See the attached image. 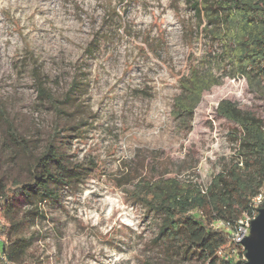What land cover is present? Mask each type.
Masks as SVG:
<instances>
[{"label":"rangeland","instance_id":"obj_1","mask_svg":"<svg viewBox=\"0 0 264 264\" xmlns=\"http://www.w3.org/2000/svg\"><path fill=\"white\" fill-rule=\"evenodd\" d=\"M204 26L186 0H0V102L17 131L43 148L55 124L34 71L58 97L74 79L84 83L86 125L68 131L79 181L42 204L43 216L26 214L23 197L12 200L30 223L36 264H196L152 246L154 213L132 205L119 185L153 162L160 176L206 188L237 160L228 132L239 128L217 115L219 102L264 119V97L244 78L225 77L203 95L192 131H178V78L192 67L222 74ZM5 128L0 112V175H14L22 158Z\"/></svg>","mask_w":264,"mask_h":264},{"label":"trees","instance_id":"obj_2","mask_svg":"<svg viewBox=\"0 0 264 264\" xmlns=\"http://www.w3.org/2000/svg\"><path fill=\"white\" fill-rule=\"evenodd\" d=\"M186 3L205 21L204 32L219 46L214 59L222 74L192 67L188 75L178 78L179 93L173 98L171 115L183 134L192 131L203 95L220 86L225 77L244 78L252 91L264 97V0ZM33 78L39 99L53 108L56 119L46 145L36 148L16 130L0 102L7 139L22 158L17 174L0 175V264H36L31 253L34 237L25 235L30 223L12 200L23 197L30 207L26 214L43 216L41 205L59 200L62 191L72 188L80 177L69 153L68 131L79 133L86 125L80 100L84 83L74 79L58 97L35 71ZM216 113L240 129L228 132L238 145L237 160L206 188L192 179L160 176L153 162L139 165L140 171L127 174L119 186L132 205L154 213L158 232L151 244L162 253L177 251L196 264H246V251L234 233L264 187V119L229 99L219 102ZM144 169L152 173L143 174Z\"/></svg>","mask_w":264,"mask_h":264},{"label":"water","instance_id":"obj_3","mask_svg":"<svg viewBox=\"0 0 264 264\" xmlns=\"http://www.w3.org/2000/svg\"><path fill=\"white\" fill-rule=\"evenodd\" d=\"M242 244L246 251V264H264V208L252 222L250 235Z\"/></svg>","mask_w":264,"mask_h":264},{"label":"built area","instance_id":"obj_4","mask_svg":"<svg viewBox=\"0 0 264 264\" xmlns=\"http://www.w3.org/2000/svg\"><path fill=\"white\" fill-rule=\"evenodd\" d=\"M263 203H264V187L262 189V193L253 199L252 209L247 210L244 213L243 217L238 221V226L234 233V239L237 243L241 244L242 246H243L242 242L244 241V239L250 235L251 224L259 215V211L262 209L261 205Z\"/></svg>","mask_w":264,"mask_h":264}]
</instances>
